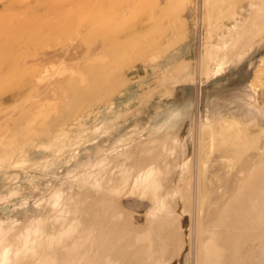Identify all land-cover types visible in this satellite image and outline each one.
Returning <instances> with one entry per match:
<instances>
[{
  "label": "rangeland",
  "instance_id": "obj_1",
  "mask_svg": "<svg viewBox=\"0 0 264 264\" xmlns=\"http://www.w3.org/2000/svg\"><path fill=\"white\" fill-rule=\"evenodd\" d=\"M0 264H264V0H0Z\"/></svg>",
  "mask_w": 264,
  "mask_h": 264
},
{
  "label": "bare ground",
  "instance_id": "obj_2",
  "mask_svg": "<svg viewBox=\"0 0 264 264\" xmlns=\"http://www.w3.org/2000/svg\"><path fill=\"white\" fill-rule=\"evenodd\" d=\"M151 170H149L146 174L144 185L140 188L138 196L140 198L149 197L150 200H155V196L152 195L157 189V184L150 178ZM151 195V196H150ZM66 233V232H65ZM76 244V243H75ZM74 247V245H73ZM74 249V248H73Z\"/></svg>",
  "mask_w": 264,
  "mask_h": 264
}]
</instances>
